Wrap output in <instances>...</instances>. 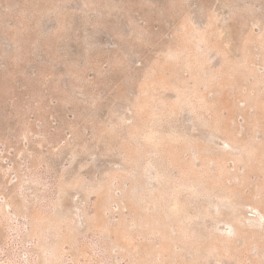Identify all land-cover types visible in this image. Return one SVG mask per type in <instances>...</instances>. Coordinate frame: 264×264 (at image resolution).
Returning <instances> with one entry per match:
<instances>
[{
    "label": "rangeland",
    "instance_id": "obj_1",
    "mask_svg": "<svg viewBox=\"0 0 264 264\" xmlns=\"http://www.w3.org/2000/svg\"><path fill=\"white\" fill-rule=\"evenodd\" d=\"M0 264H264V0H0Z\"/></svg>",
    "mask_w": 264,
    "mask_h": 264
}]
</instances>
